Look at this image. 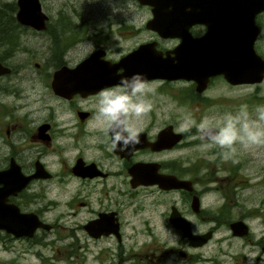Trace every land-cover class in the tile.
Returning <instances> with one entry per match:
<instances>
[{"label":"flooded vegetation","instance_id":"flooded-vegetation-1","mask_svg":"<svg viewBox=\"0 0 264 264\" xmlns=\"http://www.w3.org/2000/svg\"><path fill=\"white\" fill-rule=\"evenodd\" d=\"M211 3L199 0L197 7L208 12ZM40 4L47 17L37 28L17 20V0H0V218L26 214L40 223L31 234L0 228V242L25 240L38 264H264V230L250 225L256 217L264 223V213H255L264 210V194L257 195L264 189V146L237 144L225 158L220 148L203 147L208 141L196 126L180 131L185 108L198 125L206 116L249 106L250 94L260 97L261 81L233 82L210 65L214 56L247 61L243 22L227 16L225 23L189 24L195 70L185 57L178 62L194 78L149 77L135 72L148 63L125 55L151 43L176 62L172 50L182 36H162L146 21L99 29L75 7L54 8L53 15ZM255 24L253 45L264 57V9ZM126 33L139 39L113 54V36ZM94 51L101 85L90 91L86 71L77 67ZM150 51L143 61H150ZM136 73L154 89L153 107L137 124L140 143L120 151L94 122L97 94ZM171 100L182 110L173 118ZM166 176L186 186L169 187ZM251 190L253 207L246 205ZM181 221L205 239L192 243L176 224ZM237 222L240 228H233Z\"/></svg>","mask_w":264,"mask_h":264},{"label":"water","instance_id":"water-1","mask_svg":"<svg viewBox=\"0 0 264 264\" xmlns=\"http://www.w3.org/2000/svg\"><path fill=\"white\" fill-rule=\"evenodd\" d=\"M140 4L149 5L151 7V16L146 20V26L155 30L162 36H182L181 42L172 50L174 57L177 59L173 62L170 58H162V53L152 47L151 43H142L137 48L133 49L127 55L126 60L140 63H148L144 68L135 72L145 73L149 77L163 76L167 78L187 77L194 78L193 73L188 74V69H183L179 65V60L182 62L184 57L191 65V70H195V39L188 33V25L197 21L205 22H222L227 21V16H230V22H243L246 30L249 33L247 43L244 46V56L247 61H228L227 59L212 57L210 65L214 71L223 72L227 78L233 82H259L264 78V57L259 55L254 48L255 36L258 28L255 24V14L264 9V0H207L208 12L201 11L197 7L199 0H137ZM218 2V8L213 10V2ZM18 10L16 12L17 20L21 23L29 24L37 28L45 25L46 14L41 9L39 0H17ZM237 16H240L238 18ZM220 18V19H219ZM242 18V19H241ZM150 51V61H143L148 51ZM183 50L188 52L184 53ZM218 55V54H217ZM124 59V60H125ZM123 60V61H124ZM129 61V62H130ZM99 59L97 51L91 54L77 67V71H86L85 79L88 82V90L92 91L100 86L101 74L98 67ZM151 65L152 67H150ZM101 66V65H100ZM1 71V68H0ZM77 76V74H76ZM75 76V77H76ZM59 75L57 76V78ZM103 77V76H102ZM196 77V76H195ZM106 79H109L106 77ZM114 81V80H112ZM175 136H179L176 134ZM166 182L169 187L186 186V181H181L174 176H169ZM14 208V207H13ZM15 218L10 221L8 218H0V228H5L17 235L22 233L31 234L32 231L40 224L37 217L34 215ZM237 222L232 224L235 228ZM177 225H182L184 232L190 238L192 243H196L202 235L194 234L190 230L187 221L176 222ZM245 226V225H244ZM246 227V226H245ZM247 228V227H246ZM203 240L205 239L202 236ZM201 240V241H203Z\"/></svg>","mask_w":264,"mask_h":264},{"label":"clouds","instance_id":"clouds-1","mask_svg":"<svg viewBox=\"0 0 264 264\" xmlns=\"http://www.w3.org/2000/svg\"><path fill=\"white\" fill-rule=\"evenodd\" d=\"M153 91L145 77L136 73L97 94L94 122L110 136L112 148L129 151L140 143L137 124L152 111L149 95ZM192 126L208 141L204 148L216 146L225 158L235 154L237 144L245 148L264 146V106L250 112L247 105H241L235 113L206 116L198 125L188 119L181 123L180 131H190Z\"/></svg>","mask_w":264,"mask_h":264},{"label":"rangeland","instance_id":"rangeland-1","mask_svg":"<svg viewBox=\"0 0 264 264\" xmlns=\"http://www.w3.org/2000/svg\"><path fill=\"white\" fill-rule=\"evenodd\" d=\"M2 3L15 0H1ZM43 8L49 9L53 15L57 14L58 10L54 8H68L75 7L76 12L85 17L87 23H90L96 28L108 27L116 28L119 23H136L143 24L147 18L150 17L149 9L139 4L136 0H40ZM71 10H64L66 13ZM66 15V14H65ZM67 16V15H66ZM141 32L138 37H142ZM136 36H130L129 33L123 35L115 34L111 41V48L114 49L113 54L119 55L127 51L139 39ZM260 87V97H256L250 94L249 111L253 112L258 106H264V79L258 83ZM252 92V89H250ZM174 103V105H172ZM170 113L173 118L174 114H182L181 108L175 104L174 101H170ZM185 119L194 117V111H189L185 108L183 112ZM187 120V119H186ZM257 188V186H256ZM246 205L253 207L257 203V196H253L252 190ZM264 194V189L258 190L257 195ZM260 210V209H259ZM257 214H263L264 210L255 212ZM252 230H264V223L260 217L251 219L250 222ZM6 246L3 242H0V264H38L40 257L33 253L29 248L28 243L21 239L11 240L6 242ZM44 253H47L46 251Z\"/></svg>","mask_w":264,"mask_h":264},{"label":"trees","instance_id":"trees-1","mask_svg":"<svg viewBox=\"0 0 264 264\" xmlns=\"http://www.w3.org/2000/svg\"><path fill=\"white\" fill-rule=\"evenodd\" d=\"M10 6L15 7V4H10ZM1 16H2V15H0V17H1ZM10 17H11V20L9 19V21H11V22L14 21V20H13V17H12L11 15H10Z\"/></svg>","mask_w":264,"mask_h":264}]
</instances>
